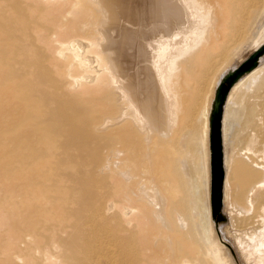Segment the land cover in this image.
<instances>
[{"label": "bare ground", "instance_id": "bare-ground-1", "mask_svg": "<svg viewBox=\"0 0 264 264\" xmlns=\"http://www.w3.org/2000/svg\"><path fill=\"white\" fill-rule=\"evenodd\" d=\"M45 1L51 10L24 11L15 0H0V66L10 61L9 39L30 37L45 49L51 40V75H39L51 86V127L68 126L67 141L83 166L51 176V196L62 185L77 202L67 210L71 216L51 217L54 240L72 229L69 238L51 241L63 245L61 262L237 264L204 205V167L211 188L209 119L219 83L203 96L212 74L221 78L244 58L238 42L248 8L260 0ZM245 40L251 49L264 40V11ZM263 57L230 86L220 122L221 203L233 221L242 264H264ZM37 77H30L34 82L24 95L44 93ZM6 89H0L2 141L8 123L3 103L11 94ZM197 117L202 130L190 142ZM207 143L209 170L207 151L199 157L197 147L192 159L187 149L182 152ZM177 163L189 176L193 207L182 203L186 194L172 168ZM112 221L120 231L106 228ZM136 232L140 246L127 248L124 240H136Z\"/></svg>", "mask_w": 264, "mask_h": 264}, {"label": "rangeland", "instance_id": "rangeland-1", "mask_svg": "<svg viewBox=\"0 0 264 264\" xmlns=\"http://www.w3.org/2000/svg\"><path fill=\"white\" fill-rule=\"evenodd\" d=\"M260 1L255 3V6L248 8V19L243 28L242 37L238 42H242L238 52L239 57H244L242 61L256 51V48L264 45L263 40L251 49L252 43H246L245 40L257 17L264 11V0ZM47 5V9L51 10V1L15 0L14 3V6H20L24 11L27 9L38 10L39 7ZM7 8L10 7L7 5ZM2 41L6 42V39L4 38ZM8 41L14 46L12 49L9 48L8 51L11 58L6 66H0V89L9 87L10 89L6 90L11 91V94L7 96L3 103L8 116L7 133L5 139L0 140V264H66L61 262L64 259L61 252L63 245L59 242L58 245L52 244L51 241L57 243L58 236L63 239L69 238L72 229L67 228L64 233L58 235L54 240L51 237L53 233L51 217L54 218L61 213L67 216L69 213L67 210L74 207L77 202L73 200L75 196L70 190L65 189V192L62 191V185L60 186L61 193L55 192L51 196V188H53L51 187V176H58L57 174H59V176L64 177V175L79 168L80 171L83 170V166L79 163V159L75 157L74 147L67 141L68 126L63 125L61 130L51 127V116L55 112L51 109L54 106L51 103V86L48 85V81L41 84L42 79L39 78L44 74L50 73L51 75V54H53L51 40L47 49L44 48L41 42L32 40L30 37H23L22 40L17 39V41L12 38ZM45 58L46 60H44ZM41 61H43V66H40ZM263 64L264 57L260 65ZM231 68L235 69L236 66ZM28 72L33 74L30 75L31 73ZM36 76H38L40 83L38 89L43 90L44 93L32 96L24 95L29 91L27 85L34 82L30 77L35 79ZM8 78H11L10 82L7 81ZM221 79L222 77L220 78L217 73L212 74L209 84L204 90L205 96L203 98H206L210 93L209 90L213 86L215 88ZM19 86L21 87L19 88ZM240 92L236 94L235 99H238ZM191 129L192 131L188 132L190 142H192V139L195 142L202 130V119L197 117L193 120ZM28 137H32L33 141H26L25 143V138ZM51 143L54 145L53 154ZM192 145L182 148V152L185 153L187 149L191 155L190 159H192V157L196 158L198 154L195 153L197 147H199V157H203V154L206 157L204 152L207 151L209 170L208 143L206 148L201 145V148L197 145L192 147ZM190 166L193 169L194 164ZM181 167L180 163L172 165L178 177L176 186L186 194V197L183 198V201H185L182 203H189V206L193 207L195 197L190 191L189 176ZM206 171L207 169L204 167L203 177L206 191L203 193L208 192V194L205 193L203 198L207 195V198H204V205L206 208L209 207L211 226L214 230H217H215L217 238L220 237L218 239L222 240V244L236 258L237 264H242L232 242L236 232L230 215L222 203L218 211L213 210L212 206L209 205L210 175L209 171ZM210 207L212 213H210ZM211 214L213 219H211ZM69 219L72 220L73 217H69ZM106 228L111 231L119 230L117 223L115 224L114 221L106 225ZM67 232H70V234L67 235ZM135 235L136 240L132 238L128 240V237L124 240V242L127 241L131 244L125 243L127 248L140 246V233L136 232Z\"/></svg>", "mask_w": 264, "mask_h": 264}, {"label": "water", "instance_id": "water-1", "mask_svg": "<svg viewBox=\"0 0 264 264\" xmlns=\"http://www.w3.org/2000/svg\"><path fill=\"white\" fill-rule=\"evenodd\" d=\"M264 53V45L251 53L235 69L227 72L219 82L213 99V106L209 119V146L211 167V205L213 210H219L221 205V184L223 179L222 150L220 136V122L222 107L228 88L243 74L252 70L258 63L259 57Z\"/></svg>", "mask_w": 264, "mask_h": 264}]
</instances>
